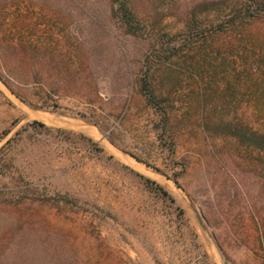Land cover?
Wrapping results in <instances>:
<instances>
[{"label":"rangeland","instance_id":"rangeland-1","mask_svg":"<svg viewBox=\"0 0 264 264\" xmlns=\"http://www.w3.org/2000/svg\"><path fill=\"white\" fill-rule=\"evenodd\" d=\"M0 264H264V0H0Z\"/></svg>","mask_w":264,"mask_h":264},{"label":"trees","instance_id":"trees-1","mask_svg":"<svg viewBox=\"0 0 264 264\" xmlns=\"http://www.w3.org/2000/svg\"><path fill=\"white\" fill-rule=\"evenodd\" d=\"M146 88L148 89L147 86H146ZM146 181H147V182L154 183L153 181H151V180H149V179H146ZM157 188L159 189V191H160L163 195H165V196L168 195L167 192H166L161 186H158V185H157Z\"/></svg>","mask_w":264,"mask_h":264}]
</instances>
